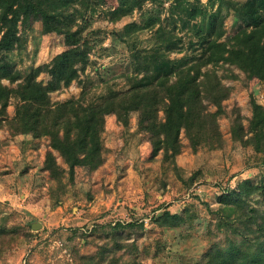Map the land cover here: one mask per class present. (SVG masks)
I'll use <instances>...</instances> for the list:
<instances>
[{"label": "rangeland", "instance_id": "rangeland-1", "mask_svg": "<svg viewBox=\"0 0 264 264\" xmlns=\"http://www.w3.org/2000/svg\"><path fill=\"white\" fill-rule=\"evenodd\" d=\"M245 1L89 0L84 18L67 30L76 31L86 43L87 65L69 86L50 93V102L82 96L85 103L97 104L127 92L125 76L135 75L134 54L156 51L159 26L178 44L167 52V60L197 55L201 46L195 32L207 33L211 16H216L223 41L238 27L235 14ZM191 11L201 14L188 20ZM149 20L153 28L146 27ZM127 24L141 29L127 32ZM26 34L24 51L13 57L15 78L66 49L64 35H44L40 23ZM167 60L156 57L154 64L164 71ZM201 70L210 71L228 90L215 119L219 138H209L193 150L182 130L180 152L168 161L162 152L151 157L149 136L137 128L138 114L120 111L106 117L102 164L93 171L80 165L69 175L48 137L14 133L10 125L16 100L11 99L0 118V264H202L211 250H224L231 241L254 240L255 225L247 215L252 209L264 214V153L235 141L232 131L237 126L244 140L251 137V102L264 107V78L248 80L228 64ZM49 80L44 72L36 77L42 85ZM1 83L16 85L6 79ZM202 90L206 113L216 114L210 92ZM47 152L62 170L58 178L43 169ZM244 182L250 183L240 195L244 210L234 208L228 224L220 215V198L239 192ZM35 223L40 226L34 230Z\"/></svg>", "mask_w": 264, "mask_h": 264}, {"label": "trees", "instance_id": "trees-1", "mask_svg": "<svg viewBox=\"0 0 264 264\" xmlns=\"http://www.w3.org/2000/svg\"><path fill=\"white\" fill-rule=\"evenodd\" d=\"M88 5L89 0H0V118L5 117L10 100H16L11 129L15 134L48 137L50 148L63 159L69 175L77 166L93 171L102 164L101 135L106 117L120 111L126 116L138 114L137 128L149 136L151 157L162 152L163 160L174 159L181 149L182 130L193 150L209 138L217 140L215 119L228 90L219 86L210 71L201 72L202 68L228 64L243 72L248 80L264 78V0H246L235 14L238 27L223 41L221 34H217L216 16H211L213 21L207 33L202 29L195 32L194 38L201 46L197 55L185 53L178 60H167V52L175 51L178 44L159 26L155 32L156 51L143 57L134 54L135 75L125 76L129 85L127 92L111 94L97 104L85 103L82 96L77 100L52 103L49 94L69 86L87 65L86 43L81 42L76 31L68 33L67 30L76 19L84 18ZM71 6L73 10L69 12ZM200 14L201 11H191L187 14L188 20H195ZM149 21L146 27L153 28L155 24ZM34 23H40L44 35L52 32L64 35L66 49L49 63L28 73L20 72L15 78L13 57L24 51L26 33ZM130 29L141 28L135 24L125 25V31ZM156 57L167 60V70L161 71V67L154 64ZM40 72L50 77L46 85L36 82ZM5 79L9 85L20 82L9 87L1 83ZM203 87L210 92L211 101L218 108L216 114L206 113L202 104ZM251 111L248 126L251 137L244 140L242 129L234 126L232 138L250 143L255 151L264 153V107L252 101ZM159 113H162L161 118ZM43 169L52 178H58L62 172L50 152L45 155ZM249 187L250 183L244 182L239 192L230 191L221 196L220 215L228 224L231 214L236 212L234 208L244 210L240 195ZM251 212L247 216L255 225L256 238L231 241L218 252L211 250L205 254L202 264H264V214L256 209ZM165 215L176 219L168 212Z\"/></svg>", "mask_w": 264, "mask_h": 264}, {"label": "water", "instance_id": "water-1", "mask_svg": "<svg viewBox=\"0 0 264 264\" xmlns=\"http://www.w3.org/2000/svg\"><path fill=\"white\" fill-rule=\"evenodd\" d=\"M40 226V224H38V223H35V224H32V229H36L37 227H39Z\"/></svg>", "mask_w": 264, "mask_h": 264}]
</instances>
